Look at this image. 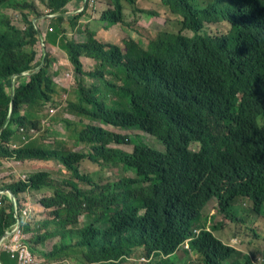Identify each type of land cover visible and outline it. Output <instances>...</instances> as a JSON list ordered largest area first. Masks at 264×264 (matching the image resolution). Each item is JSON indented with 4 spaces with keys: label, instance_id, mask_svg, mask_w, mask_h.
<instances>
[{
    "label": "trees",
    "instance_id": "1",
    "mask_svg": "<svg viewBox=\"0 0 264 264\" xmlns=\"http://www.w3.org/2000/svg\"><path fill=\"white\" fill-rule=\"evenodd\" d=\"M41 1L45 10L59 16L40 18L35 25L26 16L37 11L34 2L0 0V163L11 158L58 159L74 178L91 185L75 167L82 155L58 154L34 139L39 127L47 126L54 116L59 95H68L67 87L54 81L65 73L54 66L57 51L65 55L59 65L72 68L66 82L73 83V74L77 80L75 100L67 101L61 127L69 123L65 114L81 111L103 125L151 134L165 150L160 153L136 145L132 154L114 152L115 160L134 169L137 178L92 185L87 191L73 181L55 186L45 172L32 174L29 187L52 192L41 204L57 208L53 220L44 223L53 229L36 238L35 229L18 219L12 202L3 197L0 237L17 230L0 242L1 264H42L30 241L35 245L53 237L59 243L44 255L47 259L79 255L89 264H128L139 247L147 256L173 253L192 235L200 210L212 198L228 210L236 197H248L254 210L260 211L264 204V0H161L179 22L182 18L181 28L191 30L193 38L163 32L146 49L127 41L125 53L98 39L102 34L95 31H88L82 41L67 39L55 24L49 33L53 20L61 22L63 13L79 8L83 0ZM121 1L133 8L134 0H111L113 9L99 19L104 27L122 21ZM5 11L22 13L19 23L13 24ZM78 18L73 17L71 28ZM204 22H225L229 31L208 36L202 33ZM41 40L51 51L41 69L16 77L8 117L11 76L39 65ZM87 64L90 70L85 69ZM86 77L93 81L89 86L83 84ZM124 99H129L130 111H123ZM48 107L53 113L42 119ZM97 141L101 144L94 148L95 155L105 158L106 142ZM22 142L29 144L12 149ZM191 142L200 143L197 153L187 150ZM20 180L4 186L17 194L27 187ZM82 214L85 225L75 228ZM190 248L204 264H233L229 260L236 254L206 232L196 236Z\"/></svg>",
    "mask_w": 264,
    "mask_h": 264
},
{
    "label": "rangeland",
    "instance_id": "2",
    "mask_svg": "<svg viewBox=\"0 0 264 264\" xmlns=\"http://www.w3.org/2000/svg\"><path fill=\"white\" fill-rule=\"evenodd\" d=\"M28 2H34L37 11L35 13L26 12L28 19L38 18L44 13V7L39 3L38 0H27ZM96 5L93 8H88V12H85L83 16H79L76 21V26L71 28V20L74 16H67L63 18L61 22L52 21L50 25H58L61 30L66 32L67 39H72L76 41H82L86 39L88 31L101 30L99 28V23L97 19L100 12L107 4L108 0H95ZM136 6L139 9L147 10L148 12L156 13L157 16L146 17L140 14H133L130 7L125 4L124 9V23L117 25L105 31L102 36L98 39H104L108 43H113L123 48V42L128 38H132L135 41L140 42L142 45L146 46L149 40L153 39L159 32L163 30L176 32L179 28L178 20L179 18L171 15L164 7L161 6L159 0H136ZM79 7V6H77ZM74 8V7H73ZM9 20L13 23H19L21 19L20 12L5 11ZM82 13V12H81ZM154 18L153 20H150ZM86 23V24H85ZM228 30L227 24H206L204 31L211 35H218L225 33ZM183 35L191 37L192 33L189 31H183ZM58 55L55 58V62L59 65V62L65 60V55L62 52L57 51ZM86 70H90V64L85 65ZM72 70L68 66L59 65L58 72L62 73L64 71ZM60 84H63V77L58 76L55 78ZM83 84L89 86L93 81L90 78H83ZM98 84V82H97ZM77 85V80L73 74V83H71L66 89H68V95H59L60 105L55 107V114L53 117L48 119L49 127L40 126L39 133L34 138L40 140L45 145L54 146L56 143L64 151H75L83 152L88 154L90 146L78 140V136L81 131L85 130L89 125H100L98 122H91L87 118L77 117L71 119L74 124L66 127L65 130H61L59 127L63 118V114L66 111L67 101H74V87ZM51 107L45 108L43 112L42 119L46 118ZM87 121L86 124L84 121ZM102 128L107 131L111 129L114 131H122L121 133L128 138H133L138 135L141 140L149 147L162 151L163 146L159 140L154 137L137 132V131H125L118 128H114L109 125L101 124ZM48 141V142H47ZM113 147H120L125 151H131V145H114ZM189 149L192 151H197V144H191ZM79 170L81 173L89 175L92 177L93 181L96 183H112L123 177H134L133 171H126L121 166L113 167L105 163H93L88 159H84L79 163ZM37 171H46L50 174L52 179L55 181H61L69 177L68 172L57 161H24L16 163V161H7L0 163V186L8 184L12 181H16L19 176H28L31 173ZM83 189L87 186L84 184H79ZM43 194L31 193L29 195L30 199H22V203L28 202L35 208L36 211H42L39 216L43 219H50L49 210H44L39 208L37 203L41 199ZM234 208L236 209L235 216H225L224 213L219 211V207L215 200H211L202 210L201 213V225L213 231L214 235L223 241L225 244L234 247L240 252L238 259L241 263L245 261L244 256H249L253 264H264V210L261 214H255L252 211V204L249 200L238 198L234 202ZM83 218H80L82 221ZM236 242L233 244L231 240ZM55 243L53 241H47L44 244L34 245L33 241H30V247L36 250L34 256L41 259L44 264H49L40 255V253H46L51 250L52 245ZM146 259L143 251L137 250L134 252L132 260L128 264H143L141 259ZM171 260H174L175 264H202L199 255L192 253L190 251H185L183 248L179 250V253L173 256ZM62 264H75L74 262L66 261Z\"/></svg>",
    "mask_w": 264,
    "mask_h": 264
},
{
    "label": "clouds",
    "instance_id": "3",
    "mask_svg": "<svg viewBox=\"0 0 264 264\" xmlns=\"http://www.w3.org/2000/svg\"><path fill=\"white\" fill-rule=\"evenodd\" d=\"M39 3L44 7V8H47L46 5L41 1V0H38ZM45 1V0H44ZM73 2V1H72ZM70 2V3H72ZM160 4L162 7H164L171 15L173 16H176L178 17V15H175L173 13L170 12V10L164 6L161 2V0H159ZM69 3V4H70ZM125 4L128 6L127 2L126 1H121V5H122V21L121 22H118L108 28L104 27V24L100 22V16L102 13L106 12L107 10H112L113 9V6H112V2L111 0H108L107 1V4L105 5V7L102 9V11L100 12L99 14V17L97 19V22L99 23V28L101 30H96L95 31V34L96 33H101L103 34L105 31L109 30L110 28L112 27H115L117 25H120V24H123L124 23V9H125ZM96 5V1L95 0H83L82 1V4L79 8L75 9V10H71V11H65L63 14L65 15L64 17H67V16H74V15H77L80 13V15H77V16H83L85 14V12H88V8H94ZM68 5H66L67 7ZM131 12L133 14H140V15H144L146 17H154V16H157L156 13H152V12H148L147 10H144V9H139L137 6H136V0H134V4H133V8L130 9ZM82 12V13H81ZM59 16V14L57 13H51L49 10H45L44 13L39 16L38 18H34L32 21L35 25H37V21L40 19V18H57ZM154 18H151L150 20H153ZM78 23H81L78 19H77ZM181 21H182V18H181ZM181 21L179 22L178 21V30L176 32H172V31H167V30H163L161 32H159L153 39L149 40L152 41L154 40L159 34L163 33V32H166V33H172V34H180L181 36H184L188 39H191L193 38L194 36V33L191 31V30H188V29H182L181 28ZM86 24V23H85ZM206 24H212V25H217V24H227L225 22H221V23H209V22H204L203 23V28H202V33L203 34H206L208 36H212V37H215V36H224L227 34V32L229 31V24L228 25V30L225 32V33H222V34H218V35H211V34H208L204 31V27ZM47 30L49 33H51L53 31L52 27H47ZM92 31V30H91ZM183 31H189L192 33V36L191 37H187L185 35L182 34ZM38 35L42 37V34H41V31L38 30ZM133 41L134 43L138 44L139 46H141L143 49H146L149 42L146 44V46L142 45L140 42L138 41H135L133 40L132 38H128L127 40H125L123 42V48L118 47L120 48L121 52L122 53H125L126 49H125V43L127 41ZM41 45H42V48H41V61L39 63V65L37 67H35L34 70L30 71V70H25V71H22L18 74H13L11 76V88H10V108H9V114H8V117L10 116L11 114V99L12 97L14 98V91H15V79L16 77L18 76H27V75H30L31 73L33 72H36L38 71L39 69H41V67L43 66L44 62H45V59H46V56L48 54V51H51V50H48L45 46H44V43L43 41L41 40ZM43 51L46 52V55H45V58H44V61H43ZM54 66L55 67H58L59 65L55 62L54 63ZM69 67V66H68ZM64 75H58V76H61L63 77V84H60L56 81V77L58 76H55L54 77V81L63 86V87H68V85L70 83H72V81H70L69 83L66 82V79H69L71 76H72V70H69V71H64ZM123 111H130V101L129 99H124L123 100ZM50 114H52V110L49 111ZM75 116L77 117H83V118H87L88 120H90L91 122H98L96 120H92L90 118H88L87 114L86 113H83L81 111H77L73 114H70V113H67L65 114V117L68 119L69 123L66 127L68 126H71L73 125L74 123L71 122V119L72 118H75ZM85 124H86V120L84 121ZM99 123V122H98ZM46 127H49V124L46 126ZM66 127H59L61 130H65ZM95 130H101L103 133H105L103 136H97V133L95 132ZM129 131L130 130H133V131H137V132H141V133H144V134H147V135H150L152 137H154L156 140H159L161 143H162V146H163V150L162 151H159V150H156V149H153L149 146H147L142 140L141 138L138 136V135H135L133 138H128L126 136H124L123 133H121L122 131L118 132V133H115V134H109V132H112L110 129H107V131L105 129L102 128L101 124L100 125H89L86 127L85 130L81 131V133L79 134L78 136V140L80 141H83L85 143H87L90 148H89V153L86 154V153H83V152H75V151H64L61 147H59V145L56 143L54 146L52 145H45L44 143H42L40 140H36L35 142H37L39 145H42L43 147L47 148V149H50V150H53L55 152H57L58 154H63V155H67L69 153H73V154H79V155H82L83 158H81L76 164H75V167L77 169V172L80 176L84 177V178H87L90 180L91 182V185L88 183L87 180H84V181H80L76 178H74L70 171H68L65 166L58 160V159H51V160H37V159H24V160H16L15 158H11L10 161L14 160L16 161V163H19V162H24V161H43V162H48V161H57L59 162V164L64 168V170L66 172H68L69 174V177L67 179H63L61 181H55L54 179H52V177L50 176V174L46 171H37V172H34V173H31L30 175L28 176H24V175H21L19 176L21 178V180L19 182H22L20 184H26L27 187L25 190H22L20 192H18L17 194H13L9 188H6L4 185H1L0 186V210L4 207V198L3 197H7L13 204V210H14V214L15 216L19 219H22L29 227L35 229L36 231V238L37 237H41L44 233L48 232V231H51L53 229V226L50 224L47 228L44 227V223L45 222H51L54 218L52 212L53 210H56L57 208H54V207H50V208H45L42 204H41V201L42 199L44 198H49L51 197L52 195V192L50 190H40V191H36V190H33L31 187H29V177L32 175V174H35V173H39V172H45L49 175V178L50 180L52 181V183L55 185V186H62L63 187V184L67 181H73L77 187L83 191H87L91 188L92 185H113L121 180H124V179H135L137 178V175L134 171V169L132 168H128L126 166H124L122 163L118 162L117 160H115V156H114V152H123L125 154H132L133 151H134V148L136 145H143V146H146L147 148L151 149V150H155L157 152H160V153H163L164 150H165V147H164V144L163 142L158 139L157 137L151 135V134H148L144 131H141V130H138V129H128ZM109 131V132H108ZM126 131V130H125ZM39 133V131H38ZM113 133V132H112ZM98 139H102V141L106 142L104 144V148L107 150V152L105 153V158H100V157H96L95 155V152H94V148H96L97 146H99L101 143L98 142L97 140ZM117 139H122L123 142L121 143H118L117 142ZM48 142V141H47ZM29 143L27 142H22V143H15L12 145V149H17L19 147H22V146H25V145H28ZM110 144H114V145H131L132 146V149L131 151H125L123 150L122 148L120 147H113V146H110ZM191 144H197L198 146V150L197 151H192L191 149H189V146ZM187 150L190 151V152H193V153H197L199 150H200V143L199 142H191L188 144L187 146ZM84 159H88L90 160L91 162L93 163H105L107 165H110V166H113V167H117V166H121L124 170L126 171H133V174H134V177H123V178H120L118 179L117 181L115 182H112V183H105V184H101V183H96L93 181L92 177L89 176V175H86V174H83L80 172L79 170V163L81 161H83ZM12 183V182H10ZM79 184H84L85 186H87L86 189H83L79 186ZM36 193V194H43V196L41 197V199L38 201L37 205L39 208H43L44 210H49V214H50V219H43L42 217L39 216V214L42 212V211H36L35 208L33 207V205H31L30 203L28 202H24L22 203V199H27V201L30 199L29 195L31 193ZM238 198H243V199H247L251 202L252 204V211L255 213V214H261L264 210V204L262 205L261 209L259 212L255 211L254 210V206H253V202L248 198V197H242V196H238L234 199V201L232 202L231 204V207L228 209V210H222L220 204L218 203L217 199L215 198H212L210 199L208 202H206V204L202 207V209L200 210V213H199V217H198V220L193 224L192 228H191V231H192V235L190 237H188L187 239H185L175 250L173 253L169 254V255H163L162 253H159V256H155V252H152L149 256L146 255L145 253V250L143 247H139V248H135L134 249V252L137 251V250H142L143 251V254L145 256L146 259H141V261H143L144 263L147 262L148 263H155L157 261H160V260H166L168 261L169 263L171 264H175L174 260H171V258L175 255H177L179 253V250L181 248H183L185 251H190L192 253H195L197 255L200 256L201 258V262L202 264H204V261H203V258L202 256L197 253V252H194L191 250L190 248V244H191V241L196 237L198 236L201 232H206V233H209L214 239H216L218 242H220L223 246L225 247H228L232 250H234L236 252V254H234L232 256V258L229 260L230 263H233V264H253L252 260L250 259L249 256H244V259L245 261L243 263H241L238 259H236L238 256H240V252L238 250H236L234 247L230 246V245H227L225 244L223 241H221L219 238H217L213 231L206 228V227H203L201 225V213H202V210L203 208L211 201V200H215L218 207H219V211L224 213L225 216H235L236 215V209L234 208V202L236 201V199ZM80 218H83L82 221H80ZM85 222H86V218L85 216L82 214L78 217V224L76 225L75 228H81L85 225ZM17 230V227L14 228L13 230L11 231H6L3 233V235L0 237V242L2 241L3 238L7 237L8 235L14 233L15 231ZM55 240V243L52 245L51 247V250L49 252H46V253H40L41 257L46 261L48 262L49 264H62L63 262H66V261H70V262H74L75 264H89L87 262H85L84 260H81L79 259V255H73L72 258H57V259H47L46 257H44V255H47L49 254L53 247L55 245H57L59 243V238L58 237H53V238H49V239H46L42 242H38L36 241V244H44L45 242L47 241H53ZM236 241L233 239L231 240V243H235ZM41 263L44 264V262L40 259ZM83 262V263H82ZM1 264V263H0Z\"/></svg>",
    "mask_w": 264,
    "mask_h": 264
},
{
    "label": "water",
    "instance_id": "4",
    "mask_svg": "<svg viewBox=\"0 0 264 264\" xmlns=\"http://www.w3.org/2000/svg\"><path fill=\"white\" fill-rule=\"evenodd\" d=\"M45 55H46V52H45V51H43V61H44ZM11 100L13 101V97H12V99H11ZM12 101H11V102H12Z\"/></svg>",
    "mask_w": 264,
    "mask_h": 264
}]
</instances>
